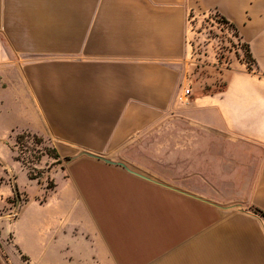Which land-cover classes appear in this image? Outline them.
<instances>
[{
    "label": "crops",
    "instance_id": "crops-1",
    "mask_svg": "<svg viewBox=\"0 0 264 264\" xmlns=\"http://www.w3.org/2000/svg\"><path fill=\"white\" fill-rule=\"evenodd\" d=\"M196 6L233 24L254 61L189 100ZM23 131L72 156L45 204V184L14 156ZM213 169L233 205L159 179L214 184ZM16 185L37 190L15 227L53 194L67 218L24 222L35 251L54 252L48 264H264V215L252 209L264 212V0H0V200Z\"/></svg>",
    "mask_w": 264,
    "mask_h": 264
},
{
    "label": "rangeland",
    "instance_id": "rangeland-1",
    "mask_svg": "<svg viewBox=\"0 0 264 264\" xmlns=\"http://www.w3.org/2000/svg\"><path fill=\"white\" fill-rule=\"evenodd\" d=\"M221 16L214 9L203 10L202 8L194 7L189 13L190 33H189V46H190V78L186 88L191 89L189 100L195 97V94L200 93H213L224 89L225 80L220 73L228 70L231 67L237 66L239 61H243L247 68L253 64L245 55V50L242 46L243 41L240 39L238 31L231 25V23ZM253 69V68H252ZM244 145H253L252 143H245ZM44 146L53 147L48 141L41 145H35L33 139L29 141H15L12 148L15 153V158H20L19 161L27 167L28 174L31 173L33 178L39 179L43 182L46 192H43L39 197L40 203L45 204L48 201L50 190L54 189L56 172H63L72 156H65L55 158L50 156L43 150ZM57 150V149H56ZM59 154V153H58ZM222 157V170L223 174L229 172L232 168L230 165L229 150L227 146L221 152ZM41 156V158H39ZM214 165V164H213ZM39 168H38V167ZM220 168V167H219ZM45 173V174H43ZM150 173V172H147ZM160 181L169 183L175 188L192 193L205 195L222 205H233L228 197L233 193V186L230 185L220 173L211 171L214 184L196 183L186 181L183 177H171L168 181L165 171L160 172ZM45 177V180L43 178ZM51 187V188H49ZM37 187L30 188V196L24 194L14 197L8 202L0 200V264H48L50 258L55 261L54 252H48L47 255L35 248L39 246L38 230L31 234L27 225L24 222L28 220H38L49 223L48 226L55 227L56 224L67 222V218L56 213V195L53 194L51 203L43 205L39 211H35L32 206L26 207L25 211L21 214V220L17 227L14 222L18 217V213L26 202L30 200ZM237 190V189H236ZM18 235L22 238H27V244L34 248L35 253L33 256L27 254H20L17 249L19 242ZM51 243V238H48ZM52 254V255H51ZM48 256V258H47Z\"/></svg>",
    "mask_w": 264,
    "mask_h": 264
},
{
    "label": "trees",
    "instance_id": "trees-1",
    "mask_svg": "<svg viewBox=\"0 0 264 264\" xmlns=\"http://www.w3.org/2000/svg\"><path fill=\"white\" fill-rule=\"evenodd\" d=\"M222 19H224V18H222ZM231 25L234 27L233 24H231ZM242 46H243V48L245 50V55H246L247 59L253 63L254 59L252 57L249 45L243 42ZM248 70L252 71L253 69H252V67H248ZM30 138L33 139V142H34L35 145H41V144H44L46 142V140L42 136H39V135H37L35 133H32V132H29V131H23V132H20V133H18L16 135V140L19 141V142H21V141L24 142V140L27 142V141H29ZM43 150L45 152H47L50 156H53L55 158L59 157V154H58V152H57L55 147L44 146ZM39 158H41V156H39ZM16 159L20 160V158H18V157H16ZM29 176L31 178H33L31 173H29ZM49 188H51V187H49ZM15 194H16V196L19 195L17 185H16V188H15ZM252 209L254 211L264 215V212H262V210H260L258 208H255V207H252Z\"/></svg>",
    "mask_w": 264,
    "mask_h": 264
},
{
    "label": "built area",
    "instance_id": "built-area-1",
    "mask_svg": "<svg viewBox=\"0 0 264 264\" xmlns=\"http://www.w3.org/2000/svg\"><path fill=\"white\" fill-rule=\"evenodd\" d=\"M250 66L253 68V64H251ZM190 93H191V89H190L189 87L186 88V89L184 90V94H183L184 98H188L189 95H190Z\"/></svg>",
    "mask_w": 264,
    "mask_h": 264
},
{
    "label": "water",
    "instance_id": "water-1",
    "mask_svg": "<svg viewBox=\"0 0 264 264\" xmlns=\"http://www.w3.org/2000/svg\"><path fill=\"white\" fill-rule=\"evenodd\" d=\"M84 153H86V154H88V155H90V156L100 157V156H98V155L91 154V153H88V152H84ZM102 158H103L104 160H106V161L113 162L112 160H110V159H108V158H104V157H102ZM15 188H16V186H15ZM15 188H14V190H15Z\"/></svg>",
    "mask_w": 264,
    "mask_h": 264
}]
</instances>
